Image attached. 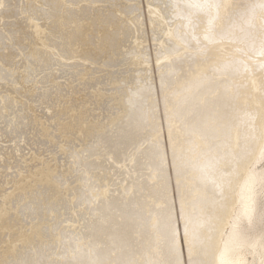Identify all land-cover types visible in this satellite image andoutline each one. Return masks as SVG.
<instances>
[{
	"label": "bare ground",
	"instance_id": "1",
	"mask_svg": "<svg viewBox=\"0 0 264 264\" xmlns=\"http://www.w3.org/2000/svg\"><path fill=\"white\" fill-rule=\"evenodd\" d=\"M0 264H264V0H0Z\"/></svg>",
	"mask_w": 264,
	"mask_h": 264
},
{
	"label": "rangeland",
	"instance_id": "2",
	"mask_svg": "<svg viewBox=\"0 0 264 264\" xmlns=\"http://www.w3.org/2000/svg\"><path fill=\"white\" fill-rule=\"evenodd\" d=\"M142 2H143V3H142ZM142 2H141V4H142L141 6H142V11H143V10H145L146 5H145L144 1H142ZM143 16H144V17H143V18H144L143 20H146V17H147V13H146V11H143ZM146 29H147V28H146ZM146 31H148V30H146ZM147 44H149V41L147 42Z\"/></svg>",
	"mask_w": 264,
	"mask_h": 264
}]
</instances>
